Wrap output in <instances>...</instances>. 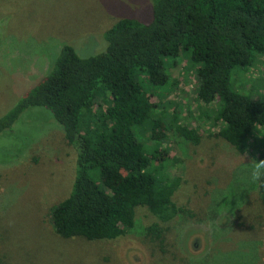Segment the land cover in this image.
<instances>
[{
  "label": "rangeland",
  "instance_id": "1",
  "mask_svg": "<svg viewBox=\"0 0 264 264\" xmlns=\"http://www.w3.org/2000/svg\"><path fill=\"white\" fill-rule=\"evenodd\" d=\"M123 17L149 21L150 0H0V116L45 76L53 51L68 44L80 56L96 54ZM237 70L233 88L264 98V53L235 85ZM168 72L164 86L140 77L157 108L132 131L156 179L178 180L171 199L182 211L160 222L140 207L133 228L112 240L58 236L49 211L69 194L75 151L45 109L30 107L0 133V264H264V206L250 182L264 159V127L237 151L213 135L220 124L198 117L195 69L181 60ZM173 115L200 133L198 144L168 130ZM154 222L161 242L145 234Z\"/></svg>",
  "mask_w": 264,
  "mask_h": 264
},
{
  "label": "trees",
  "instance_id": "2",
  "mask_svg": "<svg viewBox=\"0 0 264 264\" xmlns=\"http://www.w3.org/2000/svg\"><path fill=\"white\" fill-rule=\"evenodd\" d=\"M150 3L149 21L118 19L104 32L105 48L96 54L80 56L68 44L53 51L45 76L0 116L1 133L26 109L43 108L75 151L69 194L49 211L60 237L112 240L133 228L140 207L160 222L182 211L171 199L178 180L156 179L149 171L152 156L132 131L157 108L140 77L154 86L167 85L168 69L185 60L195 69L198 117L221 125L214 136L243 152L246 139L264 127V98L254 99L232 85L233 71L238 69L236 85L239 73L264 53V0ZM171 119L168 130L199 143L196 129L177 125L175 115ZM158 126L154 120L152 127ZM257 190L264 206V182ZM145 234L161 242L163 228L154 222Z\"/></svg>",
  "mask_w": 264,
  "mask_h": 264
},
{
  "label": "clouds",
  "instance_id": "3",
  "mask_svg": "<svg viewBox=\"0 0 264 264\" xmlns=\"http://www.w3.org/2000/svg\"><path fill=\"white\" fill-rule=\"evenodd\" d=\"M250 182L254 184L264 182V159H256V162L251 167Z\"/></svg>",
  "mask_w": 264,
  "mask_h": 264
}]
</instances>
